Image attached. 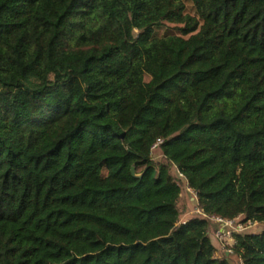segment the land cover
Here are the masks:
<instances>
[{
  "label": "trees",
  "instance_id": "trees-1",
  "mask_svg": "<svg viewBox=\"0 0 264 264\" xmlns=\"http://www.w3.org/2000/svg\"><path fill=\"white\" fill-rule=\"evenodd\" d=\"M212 218L264 225V0H0V264H231Z\"/></svg>",
  "mask_w": 264,
  "mask_h": 264
},
{
  "label": "rangeland",
  "instance_id": "rangeland-1",
  "mask_svg": "<svg viewBox=\"0 0 264 264\" xmlns=\"http://www.w3.org/2000/svg\"><path fill=\"white\" fill-rule=\"evenodd\" d=\"M175 27L176 26L172 24H165L163 27L158 29L157 32L159 35H163L169 32H174ZM153 156L156 161H160L161 160L160 150L155 149ZM174 171H175V175L178 176L176 169ZM180 178H181L180 185L182 188V195L179 203V207L181 210V221H185V220L189 221L191 218L203 217V215L200 212L199 204L196 201V195L194 194L193 190L189 188L188 183L184 180V178L182 177ZM243 221H244L243 218L236 220V222H238V225L242 224ZM248 224L249 223H246L245 226H247ZM219 229H220V225L215 220L210 219V237L217 246L218 249L217 257L221 259L227 257L229 258L231 264H243L242 261L239 259V257L232 252L231 248L235 244L234 240H231L230 238L222 239L220 232H218ZM263 231H264V225L253 223L252 225L249 224L246 230L242 233L257 234V233H262Z\"/></svg>",
  "mask_w": 264,
  "mask_h": 264
},
{
  "label": "built area",
  "instance_id": "built-area-1",
  "mask_svg": "<svg viewBox=\"0 0 264 264\" xmlns=\"http://www.w3.org/2000/svg\"><path fill=\"white\" fill-rule=\"evenodd\" d=\"M215 220L219 225L220 229L218 232H220L221 238L226 239V238H232V235L234 233H242L246 230L249 224H253L252 222H247L249 223L247 226L246 224L242 223L238 225V222L235 220H226L222 218H212Z\"/></svg>",
  "mask_w": 264,
  "mask_h": 264
},
{
  "label": "water",
  "instance_id": "water-1",
  "mask_svg": "<svg viewBox=\"0 0 264 264\" xmlns=\"http://www.w3.org/2000/svg\"><path fill=\"white\" fill-rule=\"evenodd\" d=\"M132 174H133V176H135V177H138V178L141 177V176L136 175V168H135V167L132 168Z\"/></svg>",
  "mask_w": 264,
  "mask_h": 264
},
{
  "label": "crops",
  "instance_id": "crops-1",
  "mask_svg": "<svg viewBox=\"0 0 264 264\" xmlns=\"http://www.w3.org/2000/svg\"><path fill=\"white\" fill-rule=\"evenodd\" d=\"M183 222H187V220L183 221Z\"/></svg>",
  "mask_w": 264,
  "mask_h": 264
}]
</instances>
